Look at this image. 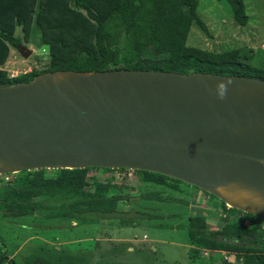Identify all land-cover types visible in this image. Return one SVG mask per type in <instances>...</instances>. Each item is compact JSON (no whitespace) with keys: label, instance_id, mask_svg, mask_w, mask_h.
I'll return each instance as SVG.
<instances>
[{"label":"water","instance_id":"water-1","mask_svg":"<svg viewBox=\"0 0 264 264\" xmlns=\"http://www.w3.org/2000/svg\"><path fill=\"white\" fill-rule=\"evenodd\" d=\"M91 166L157 172L264 219V78L112 67L0 83V172Z\"/></svg>","mask_w":264,"mask_h":264},{"label":"trees","instance_id":"trees-1","mask_svg":"<svg viewBox=\"0 0 264 264\" xmlns=\"http://www.w3.org/2000/svg\"><path fill=\"white\" fill-rule=\"evenodd\" d=\"M232 19L244 24L248 15L243 0H225ZM198 0H0V63L6 58L8 45L18 46L27 40L34 20L40 41L47 48L48 59L42 68H29L14 75L0 69V83L29 79L46 70L85 72L112 67L149 68L176 73L208 71L241 74L264 78V69L247 64L240 58L237 47L211 50L187 45L186 37L191 24L207 31L204 21L196 12ZM19 24L22 37L13 33ZM113 167L55 168L46 175L42 168L23 171L11 183L2 185L5 195L0 206L13 215H24L35 208L47 207L34 196L38 194L75 197L60 204L57 217L95 221L119 216L123 211L117 203L127 194L108 192L106 183L93 178L90 190H84L88 169ZM122 169L123 167H114ZM141 180L162 184L165 178L176 179L142 169H132ZM175 187V184L172 185ZM158 200L180 202L174 197H160L157 191L142 193ZM241 216L224 221L217 229L207 230L200 214L188 217L185 225L187 241L192 253L200 248L233 251L241 264H264V239L261 216L234 206ZM132 216H146L133 211ZM250 222V223H247ZM221 264H229L222 258ZM0 264H14L4 250L0 237Z\"/></svg>","mask_w":264,"mask_h":264},{"label":"rangeland","instance_id":"rangeland-1","mask_svg":"<svg viewBox=\"0 0 264 264\" xmlns=\"http://www.w3.org/2000/svg\"><path fill=\"white\" fill-rule=\"evenodd\" d=\"M243 3L248 18L244 24H237L225 0H198L196 12L207 31L191 24L186 44L216 51L237 47L243 61L264 69V0ZM19 33L17 28L16 34ZM17 47V59L21 61L11 68L13 75L46 65L47 50L36 26L32 27L28 41L21 39ZM40 168L46 175L55 171L53 167ZM22 172H0V202L5 195L2 185L11 183ZM93 178L104 181L108 192L127 194L117 203L123 213L95 221L57 217L58 206L75 198L62 194L34 196L47 207L24 215H13L0 206V237L14 264H221L222 258L229 264H241L233 251L200 248V253H192L188 244V217L202 215L206 229L213 230L224 221L241 216L239 211L223 208V204L229 205L218 196L180 181L172 183L167 178L162 184L141 180L130 168H90L84 190L91 189ZM147 191H157L160 197H174L180 202L142 195ZM133 211L147 215L132 216ZM260 227L264 239V222Z\"/></svg>","mask_w":264,"mask_h":264},{"label":"bare ground","instance_id":"bare-ground-1","mask_svg":"<svg viewBox=\"0 0 264 264\" xmlns=\"http://www.w3.org/2000/svg\"><path fill=\"white\" fill-rule=\"evenodd\" d=\"M57 78V76L55 77ZM216 190L227 200L246 205L249 202H258L260 199L253 192L244 188H233L229 185H219Z\"/></svg>","mask_w":264,"mask_h":264},{"label":"crops","instance_id":"crops-1","mask_svg":"<svg viewBox=\"0 0 264 264\" xmlns=\"http://www.w3.org/2000/svg\"><path fill=\"white\" fill-rule=\"evenodd\" d=\"M33 26H36L37 25L35 24L34 20H32L31 24H30V30H29V34H28V38L30 36V32H31V29ZM17 28L19 29L20 33L19 34H16V30ZM38 28V27H37ZM39 30V29H38ZM13 33L15 35H18L20 37H22V32H21V28H20V25L19 24H15L14 26V30H13ZM188 35V34H187ZM189 38V36H187ZM186 37V38H187ZM25 41V40H24ZM28 41V39L26 40ZM43 44V43H42ZM45 46V44H43ZM46 48V46H45ZM47 50V48H46ZM48 56V55H47ZM18 58V47L17 46H11V45H8V52H7V56L6 58H4V60L0 63V69L2 70H9L6 75L10 76V75H13V73L10 72V70H12L11 68H14L16 67L15 65L21 61V59H17ZM225 251V250H224Z\"/></svg>","mask_w":264,"mask_h":264}]
</instances>
